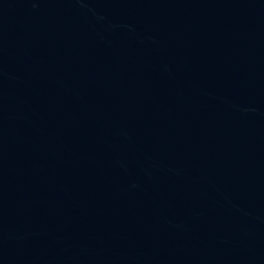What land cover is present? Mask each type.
<instances>
[{"label": "water", "instance_id": "obj_1", "mask_svg": "<svg viewBox=\"0 0 264 264\" xmlns=\"http://www.w3.org/2000/svg\"><path fill=\"white\" fill-rule=\"evenodd\" d=\"M0 264H264V0H0Z\"/></svg>", "mask_w": 264, "mask_h": 264}]
</instances>
